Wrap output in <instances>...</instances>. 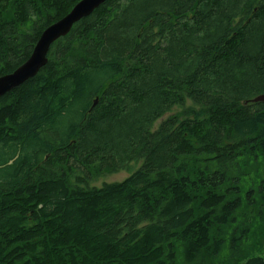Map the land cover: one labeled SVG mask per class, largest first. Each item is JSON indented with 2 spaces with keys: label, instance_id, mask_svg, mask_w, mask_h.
<instances>
[{
  "label": "trees",
  "instance_id": "obj_1",
  "mask_svg": "<svg viewBox=\"0 0 264 264\" xmlns=\"http://www.w3.org/2000/svg\"><path fill=\"white\" fill-rule=\"evenodd\" d=\"M80 1L0 0V77ZM263 94L264 0H106L0 96V264H264Z\"/></svg>",
  "mask_w": 264,
  "mask_h": 264
},
{
  "label": "water",
  "instance_id": "obj_2",
  "mask_svg": "<svg viewBox=\"0 0 264 264\" xmlns=\"http://www.w3.org/2000/svg\"><path fill=\"white\" fill-rule=\"evenodd\" d=\"M105 1L106 0H81L67 16L48 27L36 44L30 58L14 72L0 77V96L35 76L48 62V53L52 44L61 37L66 36L75 23L90 15ZM255 100L264 101V94L260 95Z\"/></svg>",
  "mask_w": 264,
  "mask_h": 264
},
{
  "label": "rangeland",
  "instance_id": "obj_3",
  "mask_svg": "<svg viewBox=\"0 0 264 264\" xmlns=\"http://www.w3.org/2000/svg\"><path fill=\"white\" fill-rule=\"evenodd\" d=\"M167 116V115H166ZM131 171L128 170H119L113 173H106L94 181H91L92 186H102L105 182L112 183V182H120L126 179L130 175Z\"/></svg>",
  "mask_w": 264,
  "mask_h": 264
},
{
  "label": "bare ground",
  "instance_id": "obj_4",
  "mask_svg": "<svg viewBox=\"0 0 264 264\" xmlns=\"http://www.w3.org/2000/svg\"><path fill=\"white\" fill-rule=\"evenodd\" d=\"M96 10V9H95Z\"/></svg>",
  "mask_w": 264,
  "mask_h": 264
}]
</instances>
